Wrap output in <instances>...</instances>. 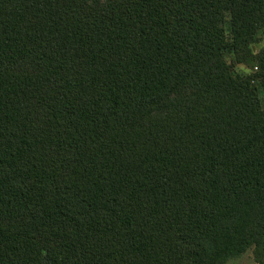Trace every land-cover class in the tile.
Wrapping results in <instances>:
<instances>
[{"label":"trees","instance_id":"obj_1","mask_svg":"<svg viewBox=\"0 0 264 264\" xmlns=\"http://www.w3.org/2000/svg\"><path fill=\"white\" fill-rule=\"evenodd\" d=\"M264 0H0V264H264Z\"/></svg>","mask_w":264,"mask_h":264},{"label":"rangeland","instance_id":"obj_2","mask_svg":"<svg viewBox=\"0 0 264 264\" xmlns=\"http://www.w3.org/2000/svg\"><path fill=\"white\" fill-rule=\"evenodd\" d=\"M263 45H264V42L260 43L258 45H255L254 48L256 51H259V50H261ZM226 264H257V262L255 260L254 253H253L252 249H249L248 251H246L242 255H240L238 257L231 258L229 261H227Z\"/></svg>","mask_w":264,"mask_h":264},{"label":"water","instance_id":"obj_3","mask_svg":"<svg viewBox=\"0 0 264 264\" xmlns=\"http://www.w3.org/2000/svg\"><path fill=\"white\" fill-rule=\"evenodd\" d=\"M255 49V48H254Z\"/></svg>","mask_w":264,"mask_h":264}]
</instances>
